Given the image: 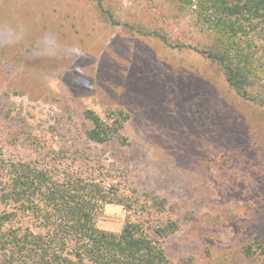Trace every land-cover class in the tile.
I'll return each mask as SVG.
<instances>
[{
  "label": "rangeland",
  "instance_id": "obj_1",
  "mask_svg": "<svg viewBox=\"0 0 264 264\" xmlns=\"http://www.w3.org/2000/svg\"><path fill=\"white\" fill-rule=\"evenodd\" d=\"M102 3L105 12L96 0H0V20L27 30L22 44L0 49V228L40 232L2 198L22 165L104 187L99 230L175 223L164 240L171 264H264V32L230 37L209 0ZM46 31L75 49L60 71L29 58ZM223 51L230 67L249 57L253 68L239 77L248 100L201 53ZM87 111L123 124L120 134L89 141Z\"/></svg>",
  "mask_w": 264,
  "mask_h": 264
},
{
  "label": "trees",
  "instance_id": "obj_2",
  "mask_svg": "<svg viewBox=\"0 0 264 264\" xmlns=\"http://www.w3.org/2000/svg\"><path fill=\"white\" fill-rule=\"evenodd\" d=\"M96 1L105 12L102 0ZM209 1L220 14L217 26L230 37L264 32V0ZM107 15L110 20L113 18L110 13ZM201 53L218 61L230 87L243 99H249L246 86L239 79L243 71L253 68L248 56L242 57L243 66L230 67L228 51H223L221 57ZM85 117L92 125L86 136L98 145L111 143L123 127L109 125L93 111H87ZM120 117L124 122L129 119L122 112ZM12 167L9 194L4 192L2 198L20 203L22 213H30L40 223V232H4L0 228V264H171L164 240L176 232L175 223L147 230L140 223L127 222L119 235L99 230L95 224L99 202L110 200L104 187L93 180H54L48 172L22 165ZM251 253L252 248L247 247L246 256Z\"/></svg>",
  "mask_w": 264,
  "mask_h": 264
},
{
  "label": "clouds",
  "instance_id": "obj_3",
  "mask_svg": "<svg viewBox=\"0 0 264 264\" xmlns=\"http://www.w3.org/2000/svg\"><path fill=\"white\" fill-rule=\"evenodd\" d=\"M27 30L13 20H0V49L14 48L26 39ZM74 47L67 45L59 35L52 31L44 32L37 38L36 43L30 47V59L47 58L56 62L57 70L63 68L64 62L71 56ZM30 75L41 81L50 79V74L36 68L28 69Z\"/></svg>",
  "mask_w": 264,
  "mask_h": 264
}]
</instances>
